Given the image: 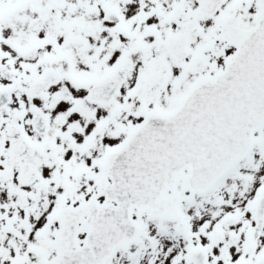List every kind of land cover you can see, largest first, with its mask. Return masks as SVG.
Segmentation results:
<instances>
[{"label": "snow or ice", "instance_id": "snow-or-ice-1", "mask_svg": "<svg viewBox=\"0 0 264 264\" xmlns=\"http://www.w3.org/2000/svg\"><path fill=\"white\" fill-rule=\"evenodd\" d=\"M0 264H264V0H0Z\"/></svg>", "mask_w": 264, "mask_h": 264}]
</instances>
